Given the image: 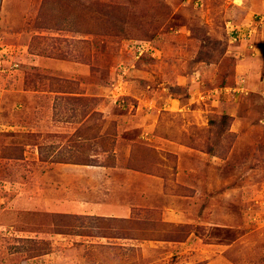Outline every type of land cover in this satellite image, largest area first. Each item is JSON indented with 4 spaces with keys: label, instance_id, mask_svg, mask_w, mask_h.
Wrapping results in <instances>:
<instances>
[{
    "label": "rangeland",
    "instance_id": "1",
    "mask_svg": "<svg viewBox=\"0 0 264 264\" xmlns=\"http://www.w3.org/2000/svg\"><path fill=\"white\" fill-rule=\"evenodd\" d=\"M225 1L0 0V264L55 263L71 233L99 239L70 264H264V98L216 92L264 51V12ZM144 91L162 102L161 143L140 139ZM61 164L103 174L102 199L148 174L149 205L59 214L81 196Z\"/></svg>",
    "mask_w": 264,
    "mask_h": 264
},
{
    "label": "crops",
    "instance_id": "2",
    "mask_svg": "<svg viewBox=\"0 0 264 264\" xmlns=\"http://www.w3.org/2000/svg\"><path fill=\"white\" fill-rule=\"evenodd\" d=\"M231 1V0H230ZM234 1V0H233ZM246 2L244 5L243 2ZM227 3V0L225 1ZM241 5H235L233 6L234 10L236 11H248L247 13H250V11H259V12H264V0H240ZM244 5V7H243ZM250 6V7H249ZM259 55H255L253 57L247 58L245 61L244 69L245 73L243 75L244 78L240 75L239 69L235 70L233 72V78H234V86H231V83L226 81L222 87L219 88L218 91H216L219 95L225 96V98H230L232 96H235L236 94H240L234 99L233 101L237 102L239 98H242L244 95L250 96V101L254 103V101H261L264 98V68H263V62H264V53ZM238 58L235 59V63L238 64L237 62ZM241 62V61H240ZM239 68V65L236 66ZM263 68V69H262ZM241 69V68H240ZM259 76V78H258ZM246 78V79H245ZM245 84L241 88L240 84ZM242 92H245L243 94ZM251 93V95H248V93ZM259 93V94H256ZM141 95H143V99H139V106H138V111L142 109L143 106H145V110H142V113L145 114V116L137 115L140 118V139L143 138V135H148V141L149 139L151 140V134L154 135L155 142L156 143H161L160 141L162 140L157 132L160 129V124H158L157 120L159 117L160 113V108L162 107V102H158L156 99H150L149 96L147 95V91H144ZM217 96V95H216ZM214 97V99L218 97ZM263 96V97H261ZM189 101V99L187 98ZM226 100V99H225ZM219 101L216 103L219 104H226L228 101ZM167 102V103H166ZM173 102L178 103V101L175 98H172L170 100L165 101V105L167 106L168 103L170 106L173 105ZM204 103H214L213 101H207ZM180 104V103H179ZM190 104V103H189ZM258 104V102H257ZM191 105V104H190ZM189 105V106H190ZM168 106V107H170ZM178 106V110L182 111ZM229 110H226V113H228ZM231 113V112H230ZM193 115H196L193 113ZM134 117V116H132ZM132 123V122H131ZM157 125V126H156ZM164 130V128L162 127ZM157 134V135H155ZM175 141V142H174ZM181 141V140H179ZM163 142L165 143V146L169 148H173V150H176L179 146H181L176 140H166ZM144 143V142H142ZM179 145V146H178ZM46 164V163H45ZM57 169L60 170L62 177H61V183L64 185V187H71L72 185L76 184L78 185V189L81 191V196L80 197H75V196H70L66 192V197L64 198V210H58L57 212L60 214H72L76 216H82V217H88V218H99V219H106L108 220H114V219H123L127 220L130 219L132 215V211L134 209H145L149 204L147 197L149 195L146 193V182L149 179L152 180L151 178L154 179V177L148 175V174H143L140 172H131L134 175H128L125 177L124 184L121 185L120 189L123 191V194L117 196L116 198L112 195L113 191L112 190H106V192L110 193V195H105L104 199H102L101 190L99 188L98 183L101 179L104 178L103 174L101 175L100 172L97 170H92L89 168V166L86 165H74V164H61L57 166ZM112 170V169H111ZM60 174V175H61ZM148 178V179H147ZM156 180V178H155ZM64 181V182H63ZM148 181V182H149ZM71 185V186H70ZM100 185V184H99ZM82 186V187H81ZM90 188L87 189V188ZM87 190H86V189ZM94 189V190H93ZM104 190V189H103ZM125 194V195H124ZM147 194V196H146ZM104 196V195H103ZM94 197H97L99 202H95ZM76 198V199H75ZM102 199V200H101ZM150 199V197H149ZM35 198H29L27 200V203H33L35 202ZM38 202L43 205V202H46V197L43 198L42 200L37 199ZM44 200V201H43ZM31 207V206H30ZM27 233H22L25 234L27 237ZM57 236V237H56ZM55 246H57L56 249V262L51 263V264H70L72 261L71 259H76V255L78 252H81L84 249V245H79V242H89L85 241L86 239L92 240V239H99V238H93L91 234L84 235L83 233H71V234H56L55 235ZM61 240H64L66 237L68 246L64 242L58 243V238ZM31 238V237H27ZM123 239L120 238H106L103 237V241L105 243L103 244H113L110 243L109 241H115V240H122V241H127L129 238L122 237ZM95 241H92L94 243ZM102 242V241H101ZM86 249V248H85ZM74 255L71 257V255ZM76 253V254H75ZM59 255V256H58ZM107 255L105 252L103 253V257ZM95 257V256H94ZM102 257V255L100 256ZM41 259L42 264H46V252L41 254L39 257ZM96 258V257H95ZM36 259V258H34ZM79 259L83 260L82 257ZM29 260V259H28Z\"/></svg>",
    "mask_w": 264,
    "mask_h": 264
},
{
    "label": "trees",
    "instance_id": "3",
    "mask_svg": "<svg viewBox=\"0 0 264 264\" xmlns=\"http://www.w3.org/2000/svg\"><path fill=\"white\" fill-rule=\"evenodd\" d=\"M227 118H228V117H226V116L221 117V119H223L224 121H226Z\"/></svg>",
    "mask_w": 264,
    "mask_h": 264
}]
</instances>
